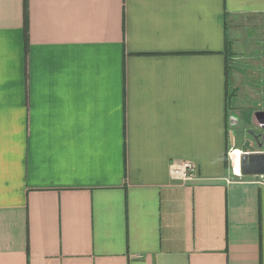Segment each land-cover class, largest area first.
Segmentation results:
<instances>
[{
	"label": "crops",
	"instance_id": "obj_1",
	"mask_svg": "<svg viewBox=\"0 0 264 264\" xmlns=\"http://www.w3.org/2000/svg\"><path fill=\"white\" fill-rule=\"evenodd\" d=\"M255 113L264 0H0V264H264Z\"/></svg>",
	"mask_w": 264,
	"mask_h": 264
},
{
	"label": "water",
	"instance_id": "obj_2",
	"mask_svg": "<svg viewBox=\"0 0 264 264\" xmlns=\"http://www.w3.org/2000/svg\"><path fill=\"white\" fill-rule=\"evenodd\" d=\"M264 117V113H255L252 118L254 125L264 129V124L259 122V117ZM230 127L238 125L235 115L229 117ZM240 175L244 177H264V153H243L239 157Z\"/></svg>",
	"mask_w": 264,
	"mask_h": 264
},
{
	"label": "built area",
	"instance_id": "obj_3",
	"mask_svg": "<svg viewBox=\"0 0 264 264\" xmlns=\"http://www.w3.org/2000/svg\"><path fill=\"white\" fill-rule=\"evenodd\" d=\"M170 178L181 182L193 181L197 177L196 166L188 161L172 162L169 166Z\"/></svg>",
	"mask_w": 264,
	"mask_h": 264
},
{
	"label": "rangeland",
	"instance_id": "obj_4",
	"mask_svg": "<svg viewBox=\"0 0 264 264\" xmlns=\"http://www.w3.org/2000/svg\"><path fill=\"white\" fill-rule=\"evenodd\" d=\"M254 36V33L252 32H249V37H253ZM235 114V113H234ZM237 117V116H236ZM237 119H238V125L236 126V127H230V136H229V145L231 146V144H232V142L231 141H234V138L235 137H238V135H239V130L241 129L240 127H239V125H240V121H241V117L239 118V117H237ZM243 124H245V123H243ZM247 126L248 125H246V128H247ZM252 129H254V128H251L250 130H252ZM231 142V143H230Z\"/></svg>",
	"mask_w": 264,
	"mask_h": 264
}]
</instances>
